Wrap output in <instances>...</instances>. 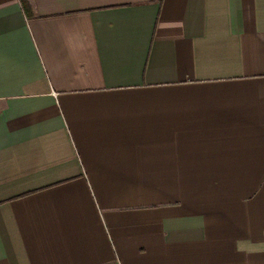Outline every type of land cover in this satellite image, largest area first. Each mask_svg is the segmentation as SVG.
I'll use <instances>...</instances> for the list:
<instances>
[{
	"label": "crops",
	"instance_id": "0c3cea01",
	"mask_svg": "<svg viewBox=\"0 0 264 264\" xmlns=\"http://www.w3.org/2000/svg\"><path fill=\"white\" fill-rule=\"evenodd\" d=\"M0 0V264H264V0Z\"/></svg>",
	"mask_w": 264,
	"mask_h": 264
},
{
	"label": "trees",
	"instance_id": "16d2710c",
	"mask_svg": "<svg viewBox=\"0 0 264 264\" xmlns=\"http://www.w3.org/2000/svg\"><path fill=\"white\" fill-rule=\"evenodd\" d=\"M22 11L24 12V14L29 17L30 16V7H29V3L27 0H19Z\"/></svg>",
	"mask_w": 264,
	"mask_h": 264
}]
</instances>
